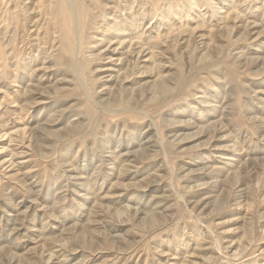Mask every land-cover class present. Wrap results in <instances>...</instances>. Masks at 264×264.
<instances>
[{
	"label": "rangeland",
	"instance_id": "374dc122",
	"mask_svg": "<svg viewBox=\"0 0 264 264\" xmlns=\"http://www.w3.org/2000/svg\"><path fill=\"white\" fill-rule=\"evenodd\" d=\"M0 264H264V0H0Z\"/></svg>",
	"mask_w": 264,
	"mask_h": 264
}]
</instances>
